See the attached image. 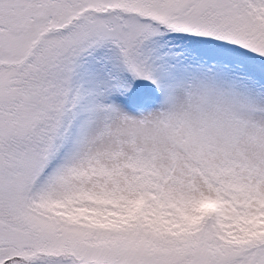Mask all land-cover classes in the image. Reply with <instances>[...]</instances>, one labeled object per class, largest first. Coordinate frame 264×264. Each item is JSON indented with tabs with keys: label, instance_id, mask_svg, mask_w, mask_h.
I'll list each match as a JSON object with an SVG mask.
<instances>
[{
	"label": "snow or ice",
	"instance_id": "snow-or-ice-1",
	"mask_svg": "<svg viewBox=\"0 0 264 264\" xmlns=\"http://www.w3.org/2000/svg\"><path fill=\"white\" fill-rule=\"evenodd\" d=\"M0 264H264V0H0Z\"/></svg>",
	"mask_w": 264,
	"mask_h": 264
}]
</instances>
